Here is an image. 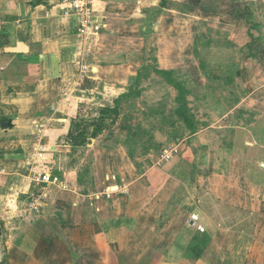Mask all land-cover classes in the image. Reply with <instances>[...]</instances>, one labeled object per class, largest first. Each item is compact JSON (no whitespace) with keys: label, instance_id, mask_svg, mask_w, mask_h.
I'll use <instances>...</instances> for the list:
<instances>
[{"label":"crops","instance_id":"crops-1","mask_svg":"<svg viewBox=\"0 0 264 264\" xmlns=\"http://www.w3.org/2000/svg\"><path fill=\"white\" fill-rule=\"evenodd\" d=\"M231 1L234 6L242 0ZM249 3L237 16L233 10L227 22L231 23V35L221 39L216 49L224 56L234 50L242 56L236 63H227L228 74L222 71L226 60L217 58L219 63L213 66L212 60L204 57L202 49L206 47H198L193 51L196 54H191L197 78L175 66L188 57H183V52L189 51L186 48L178 52L174 45L158 47L152 59L158 65L157 73L174 74L187 90L189 84L196 85V101L203 107L207 124L195 132L181 127L177 142L167 131L175 129L172 125L153 124L146 136L153 142L152 147L143 151L140 141L134 139V145L129 144L124 123L119 127L108 123L83 147L87 157L75 160L78 146L68 137L78 129L77 121L83 115H100L102 109L113 107L115 99L132 91L138 90L139 95H128L123 101L142 99L146 90L140 88L139 75L151 63L143 52L154 51L148 44L141 46V41L153 32L148 30L152 25L147 15L157 11L156 2L92 0L90 5L105 27L97 35H81L78 30L82 17L67 14L61 0H0V264H156V259L163 256L152 248L157 230L162 222L173 218L174 203L181 200L184 207L196 201L191 194L196 188L192 186L197 185L195 173H205L212 182L206 190L230 210L262 212L261 218L264 216V78L260 79L255 71L260 65L254 59V48L264 55V42L256 44L257 39L249 34L248 17L254 13ZM120 16L142 19V24L108 20ZM239 16L244 23L241 29L236 25ZM162 51L166 53L164 59ZM211 66L213 70L207 71ZM185 73L188 77L183 76ZM162 76L165 85H171ZM237 77L250 80L255 87L249 89L245 84L248 94L240 102L235 101L232 90H217L216 86L230 84ZM211 83L218 92L213 97L222 102L229 100L231 107L221 109L219 104L211 109L207 86ZM166 94L159 93L155 105L147 111L144 104L140 112H146V116L157 114L159 105L166 102L168 114L174 108L175 95ZM122 115L119 107L120 120ZM214 117L220 119L217 129L222 130V136L219 141L209 142L203 132L212 128ZM112 131L121 132L124 139L111 140ZM194 138L200 140L197 148L191 142ZM130 147H139L140 154L132 156ZM174 147L178 153L162 164L170 168L168 172H152L161 170L155 161ZM146 163L145 167L139 166ZM38 175L56 176L62 185H37L34 180ZM34 197L38 198L36 210L30 208ZM158 201L162 216L159 225L152 219ZM190 213L191 226L199 218L194 210ZM199 230L192 231L183 260L210 264L211 256L218 259L215 264H226L220 259L214 234L201 226ZM252 234L247 237L254 240L251 250L258 245ZM206 241L201 256L189 252L193 242L200 248ZM142 245H149V249L142 250ZM261 245L262 251L254 253L252 259L245 258L243 264L259 260L264 264V240Z\"/></svg>","mask_w":264,"mask_h":264},{"label":"rangeland","instance_id":"rangeland-1","mask_svg":"<svg viewBox=\"0 0 264 264\" xmlns=\"http://www.w3.org/2000/svg\"><path fill=\"white\" fill-rule=\"evenodd\" d=\"M156 2V9L157 11L152 12L151 14L147 15V20L149 24L152 25L148 30L151 29L149 33V36L141 41V46L147 45L149 49L153 48L154 53H151L148 51L143 52V57L146 55L149 56V60L151 63L147 64V66H144V68L141 69L140 76V88L143 90H146L143 93L142 99L139 100H133L135 98H128L127 100L121 101L119 103L121 114L123 118L122 120L119 119V117H115L112 113H107L105 118L106 124H111L114 126L120 125V123H124L123 125H127L129 129H132L133 131H139L140 128L144 130H148L151 125H158L162 126L161 124V117L159 114H154L152 116L147 117L146 112L143 114L140 111H143L144 104L147 108V111H149L148 107H152L155 105L156 97L159 93L167 94L166 95H175L177 96L176 90H171V85H165V83L162 81V78H164L161 74L157 73V70H154L155 67L157 69L156 63L152 61L154 58L157 48L160 47L162 49L173 47V45L177 48V51L179 52V49L182 47V49L186 48L189 51H184L183 57L184 61L180 65H175L176 67H180L177 70L186 71L189 73V75L194 76L195 78L197 75V72L195 70V63L193 58L191 57V54H196V52L193 53L194 49L197 50L198 47L201 49L203 47H206V49H202L204 53V57L206 59H211L214 65L215 63H219L217 58H221L225 62V67L222 68L223 72H226L227 68L229 67L227 63L229 62H238L242 60V56L239 54L238 51H232V54L224 56L217 51L216 49L219 47V41L221 39H228V36L230 37L231 34H229V26H231L229 23V17L232 19V12L235 11V14L237 16L238 11L240 12L241 8L245 6L247 3L252 1L250 6L252 7L254 13L251 14V17H248V24H250V32L251 38L257 39L256 44H260L264 42V0H242L239 3H236L231 5V0H154ZM238 6L237 11L235 10V6ZM233 6V9H232ZM160 8V9H159ZM164 8H166L164 10ZM169 11H174V13H170ZM171 14L172 16L170 17ZM241 14V13H240ZM239 14V15H240ZM241 17L238 21L236 18L234 22H237V28L241 29V27L244 26L243 23V17ZM225 18V20H222ZM127 17H115V19L111 20L109 18V22L111 23H131L140 22L142 24V19H136L133 20H127ZM111 20V21H110ZM233 21V20H231ZM139 23V24H140ZM245 27H247L245 25ZM249 27V26H248ZM154 28V30H153ZM253 31V33H251ZM228 43H222V46L226 45ZM140 46V47H141ZM208 46V47H207ZM210 46V48H209ZM194 47V48H193ZM223 48V47H222ZM261 50V49H260ZM258 50V48H254V51L256 52V61L258 62L257 68H255V71L258 73L259 78H264V55L262 51ZM115 50H110V53ZM161 54L162 59H164V56L166 53L162 51ZM217 56V57H215ZM142 57V58H143ZM157 58V57H156ZM179 62V61H178ZM182 62V61H181ZM222 63V62H221ZM189 64V67H188ZM263 67V68H262ZM238 68V67H237ZM244 69V68H243ZM207 70V69H205ZM213 70V67L211 66L207 71ZM236 70V69H235ZM227 73V72H226ZM228 74V73H227ZM183 76L188 77V74L185 73ZM243 77L239 78L237 77L234 79V82H228L230 84H222V85H216L218 86V89H224V90H232L233 94H236V97L234 98L235 101H241L246 97L247 88L245 87V84L249 89H255L254 83L250 82V80L247 79V82L243 81ZM181 80V79H180ZM256 80V79H255ZM229 81V80H228ZM180 82H183L182 80ZM243 82V85H242ZM260 84H258L259 87ZM190 90V94L187 99V106L189 109L194 112L190 113L192 116H194V121L198 123L199 127H203L204 124L208 123V119L206 116L202 114L203 107H200L201 105L196 101V95L197 87L196 85L189 84L188 85ZM210 90L208 92V96H211L212 99H209L208 102L211 104L212 108L215 107L218 108L217 105H221V109L227 105V107H231L229 100H227V96L229 94H224L221 97H224L227 101H220L217 100V98L213 96H217L218 92L217 90L214 91L215 87L214 84L207 85ZM221 86V87H220ZM256 86V85H255ZM223 90V91H224ZM196 91V92H195ZM216 92V93H215ZM227 91H225L226 93ZM173 97V96H172ZM169 99V98H168ZM175 99V98H174ZM150 103V104H146ZM171 102V101H170ZM208 102L206 103L208 105ZM170 104V103H169ZM173 104V101H172ZM233 104V103H231ZM174 106V104H173ZM210 106V105H209ZM139 108L141 110H139ZM173 108V107H172ZM224 111V109L222 110ZM96 112V111H94ZM140 113V114H139ZM95 115V114H93ZM91 114H86L81 117L76 124V129L74 133L75 137L77 134H79V137L77 138L78 148L76 149L75 153V160L77 158L85 156L87 157V153L84 151V146L86 142H89L91 139V133L94 129L93 123L97 121L100 117V115L93 116ZM84 116H88V118H85ZM93 116L92 118H90ZM125 116V117H124ZM127 116V117H126ZM152 118V119H150ZM219 117H214L211 119V126L209 130L203 132V136L211 142L213 139L219 141V137L222 135V130H218L217 128L220 127L221 123ZM141 124V125H140ZM139 125V126H138ZM137 126V128H135ZM117 127V128H118ZM140 127V128H139ZM125 128V129H126ZM181 126L178 125L176 127V130H181ZM135 129V130H134ZM131 130V131H132ZM89 133H88V132ZM130 133V137L134 138V132ZM168 134L173 132V130H168ZM119 131H112L111 140L118 141V139H124V136L120 137ZM184 133H186V130L184 129ZM165 135V134H164ZM166 136V135H165ZM142 143V150H148L152 147L153 142L149 140L145 135L142 136V140H140ZM193 147L197 148L200 145V140L198 138H194L192 141ZM131 144V143H130ZM217 146V145H216ZM212 147V146H211ZM131 155L136 156L140 154V148L139 147H130L129 148ZM198 151V150H197ZM218 153L214 154V156L218 155ZM90 155V154H89ZM212 156V153L210 154ZM139 163L141 162L138 160ZM137 164V168L139 166L145 167L146 164ZM162 167V168H161ZM148 168V167H147ZM161 170H154L151 169V171L158 172H168L167 166H160ZM142 169V168H141ZM137 170V169H136ZM147 170V169H146ZM150 170H148L149 172ZM207 173V171H206ZM131 177L134 179L135 176L132 173ZM195 181L197 185H193V182H191L192 187H196L195 190L191 191V194H194L192 197L193 199L196 198V201L192 200V206L186 205L182 206L181 200L174 203L177 204L175 207V210L173 212V218L169 219L168 222H162L160 223V220L162 216H160V201L159 205L157 204V213H152V219L157 221V225L161 224L159 226V230H157V238L155 239L156 243L153 244L152 248L153 251L159 254H163V256H159L156 260V264H186L191 262L183 260V253L185 252V246L187 241L192 236V231H200L199 226H201L203 229H208L211 231L215 237L216 244H218L217 249L221 255L220 259L224 261L226 264H243L245 258L252 259L254 258L253 255L257 251H262L263 245L262 241L264 240V216L261 218L262 212H255V214H251V212H247V210L238 211V210H230V206L228 207L224 201H220L216 199L213 195H211L208 190H206V187L209 186L210 180L207 179L205 173L196 174L195 173ZM212 183V182H211ZM197 189V190H196ZM204 189V190H203ZM199 190V191H198ZM203 190V191H202ZM165 192V191H164ZM167 192V191H166ZM199 198L200 202L197 201ZM191 200V199H190ZM259 204V203H258ZM260 207V204L258 208ZM156 208H153V212L156 210ZM257 208V209H258ZM195 211L196 213H193L196 215V217L199 218V220H193V223L190 226V220H191V213L192 211ZM258 213V214H257ZM158 215V216H155ZM259 217V218H258ZM148 218V217H147ZM171 222V223H169ZM166 223V224H164ZM169 223V225L167 224ZM185 225H189L188 228H184ZM258 225L260 227H258ZM185 229H190L191 231L185 232ZM201 229V228H200ZM256 230V231H255ZM255 231L256 234H252ZM256 235L255 242L258 243L256 245V248L251 250L250 244H253L254 240L252 241L251 238H247L249 235ZM153 235V233H152ZM218 240V241H217ZM242 241V243H241ZM150 242V241H149ZM222 246V247H221ZM223 248V249H222ZM224 248H227L224 250ZM142 250H148L149 245H142ZM261 253V252H260ZM236 254V255H235ZM238 257L236 258V256ZM219 257V256H218ZM233 258L232 262L230 258ZM209 256L210 264H215L217 258H213ZM219 262V261H218ZM254 264H261L260 260Z\"/></svg>","mask_w":264,"mask_h":264},{"label":"trees","instance_id":"trees-1","mask_svg":"<svg viewBox=\"0 0 264 264\" xmlns=\"http://www.w3.org/2000/svg\"><path fill=\"white\" fill-rule=\"evenodd\" d=\"M39 2H35V3H32V6H35L36 4H38ZM155 70V69H154ZM161 75H164L166 76V79H168L169 83L171 84V86L177 91V96L175 97L174 99V108L172 110L169 111V113H165V109L167 108V103L164 102L162 103L161 105H159V108H158V113L159 116L161 117L160 121H161V124L162 126H167L168 124L169 125H172V129L173 132H171L170 134H172V136L174 137L175 141L177 142V136L179 137V130H176V127L178 125H180L182 128H187L189 129L191 132H195V130L197 129V122L194 121V116H192L190 113V109L189 107L187 106V96L190 94L189 90L186 89L185 87V84H183V82H180L178 80H176L173 76L174 74L172 73H166V72H160ZM140 76V75H139ZM128 95H134V96H138L139 93H138V90L137 91H132L131 93H127V94H123L121 95L120 97H118L117 99L114 100L113 102V107L112 108H105V109H102L101 112H100V117L97 121H95L93 123V131L91 133V138H95L99 133L102 132V130L104 129L105 125H106V121H105V118L104 116H106V114L109 112V113H112L115 117H118L119 116V103L121 101H123V99L127 98ZM156 114L155 112L154 113H151L149 114V116H152ZM147 116V117H149ZM152 119V118H150ZM126 127H128L126 125ZM125 127V128H126ZM140 128V127H139ZM132 129H129L128 128V131L126 133L127 135V141L129 142V144L131 143V145H134V139L137 140V142H139L140 140H142V136H147V131L144 130V129H141L139 131H133L134 132V138L130 137V133L132 132L131 131ZM88 132V131H87ZM89 133V132H88ZM74 135H76V133L74 132H70L69 133V140L72 141L73 145L74 146H78L79 144L76 143L78 140L77 138L79 137V134H77V136L75 137ZM141 138V139H139ZM141 142V141H140ZM88 143V142H86ZM196 242V241H195ZM193 242L192 243V246L189 248V252L191 253H197L198 256H201L205 246L207 245V241L204 245H202L200 248H199V245H197V243ZM198 249H197V248Z\"/></svg>","mask_w":264,"mask_h":264},{"label":"built area","instance_id":"built-area-1","mask_svg":"<svg viewBox=\"0 0 264 264\" xmlns=\"http://www.w3.org/2000/svg\"><path fill=\"white\" fill-rule=\"evenodd\" d=\"M62 3L66 6L67 14H77L82 17V21L79 27V33L81 35H85L87 33H92L97 35L104 27V22H101L97 16V12L94 11L90 5L92 0H61ZM178 148L174 147L169 151L164 152L158 159L155 161V166H161L164 162H166L172 154H177ZM34 182L37 185H45V186H54V185H62L61 181L52 175H38L36 176ZM64 187V185H63ZM31 204L30 208L33 210L37 209V197Z\"/></svg>","mask_w":264,"mask_h":264}]
</instances>
